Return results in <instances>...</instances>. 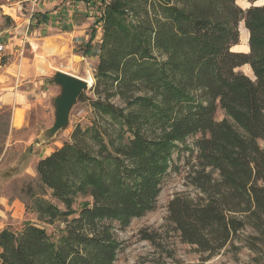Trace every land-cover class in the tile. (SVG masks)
I'll return each mask as SVG.
<instances>
[{
    "label": "trees",
    "instance_id": "obj_1",
    "mask_svg": "<svg viewBox=\"0 0 264 264\" xmlns=\"http://www.w3.org/2000/svg\"><path fill=\"white\" fill-rule=\"evenodd\" d=\"M237 1L100 0L93 98L78 100L90 103L91 124L38 162L41 191L26 189L27 209L55 231L5 228L0 264H115L123 246L116 224L122 230L155 211L164 181L180 170L175 156L187 154L198 194L168 206L181 241L203 263L246 248V264H264V6L244 10ZM242 25L250 53L232 50ZM95 36L83 56L93 55ZM246 65L253 79L237 71Z\"/></svg>",
    "mask_w": 264,
    "mask_h": 264
},
{
    "label": "rangeland",
    "instance_id": "obj_2",
    "mask_svg": "<svg viewBox=\"0 0 264 264\" xmlns=\"http://www.w3.org/2000/svg\"><path fill=\"white\" fill-rule=\"evenodd\" d=\"M238 4L241 7L248 5L246 0H239ZM83 7L80 4V9ZM42 9L41 5L34 7L31 0H0V46H3L0 51V232L5 228L20 232L25 224L30 223L45 228L49 235L54 233L53 226L41 223L37 215L27 209L31 200L26 189L31 186L41 191L36 171L38 162L68 142L77 125L89 126L93 116L90 103L78 101L71 111L68 126L48 142L42 141L43 134L55 122L54 100L61 94V88L52 82L54 74L65 71L95 82L97 48L103 36L102 26H95V18L101 17V10L93 9V14L89 15L75 9L73 17L66 19L71 27L65 22L66 26L64 23L56 24L51 29L50 25L57 21L50 19L51 12ZM44 14L48 17L47 22L40 21ZM93 30L96 34L92 43L93 55L83 57L82 49ZM54 34H61L56 38L59 48L57 52H47L44 47L47 38ZM243 42L241 33L240 44L232 50L247 53L248 43ZM245 69L243 66L237 71L253 79V72L251 74ZM44 76H49L46 85L40 84ZM7 95L13 99L11 105L2 103ZM86 95L93 98L90 91ZM21 97L23 100H19ZM17 111L23 112L20 127L14 126V113ZM223 118L224 113L218 110L216 119L220 121ZM192 142L190 139L189 143ZM260 145L264 148V141ZM187 156L180 160L175 156L180 170L164 181L155 211L133 220L125 229L121 230L116 224L117 238L123 246L115 264H154L160 254L167 257L170 253L173 259H166L169 264H176L174 261L181 264H246L253 257L246 248L237 256L228 248L203 263L201 259L204 256L197 252L196 247L181 241L180 234L169 220L168 206L178 195L196 197L198 194L187 181V158H184ZM16 201L19 208L6 209V205ZM82 201L79 199L74 205L76 210ZM149 234L157 238V245L146 240Z\"/></svg>",
    "mask_w": 264,
    "mask_h": 264
},
{
    "label": "water",
    "instance_id": "obj_3",
    "mask_svg": "<svg viewBox=\"0 0 264 264\" xmlns=\"http://www.w3.org/2000/svg\"><path fill=\"white\" fill-rule=\"evenodd\" d=\"M238 1L236 4L240 6ZM246 2L248 4L246 7L240 6L244 10L252 7L264 6V0L257 1L254 4L249 3L247 0ZM249 39L250 34L248 32V47ZM247 53H250V47ZM52 82L55 86L61 88V94L54 100L55 122L53 126L43 134L42 141L44 142H48L68 126L73 107L78 103L81 95L91 91L94 86V81L92 79H82L64 71H57L52 78Z\"/></svg>",
    "mask_w": 264,
    "mask_h": 264
},
{
    "label": "crops",
    "instance_id": "obj_4",
    "mask_svg": "<svg viewBox=\"0 0 264 264\" xmlns=\"http://www.w3.org/2000/svg\"><path fill=\"white\" fill-rule=\"evenodd\" d=\"M71 4L73 6L70 8ZM80 4H82L84 6L81 9H80ZM40 5L43 7L42 10H45L47 12H51L50 13V15H51L50 19L51 20L57 21V22H53L52 25H50V28L51 29H52V27H55L56 24L61 25V24L64 23V26H66L65 25V22H66V24H68L70 26V23L67 20L70 19V17H73L72 14L75 13V9L76 10H80V11L82 10L84 12H87V14H89V15H92L93 14V9L100 11V9H99L100 0H92V1H86V0H52V1H49V2H45V3L39 4L37 6L39 7ZM34 7H36V6H34ZM59 16L60 17L62 16V17L59 18ZM95 16H97V15H95ZM63 17H65V19ZM95 19L97 21L98 20V17H96ZM40 21L41 22H47L48 21L47 15L46 14L41 15ZM55 30L57 31L59 29H55ZM60 35L61 34H54L53 36L48 37L47 38L48 42L46 41V44L51 43L52 44V47H55V48L58 49L59 46L56 44V41H57L56 38L59 37ZM46 51L47 52H50L49 50H46ZM67 73H69V72H67ZM3 77L5 78L7 76H3ZM48 77L49 76H44V78H42V82H40V84L46 85L48 83V81H47L48 80ZM12 100H13L12 97L9 96V95H7V96H5L3 98L2 103L5 104V105H11L12 104ZM19 100H23V97H21V99H19ZM14 116H15V113H14ZM18 204L19 203L16 201L13 204L6 205L5 207H6V209H9L10 208L12 210L14 208L15 209L16 208H19Z\"/></svg>",
    "mask_w": 264,
    "mask_h": 264
},
{
    "label": "bare ground",
    "instance_id": "obj_5",
    "mask_svg": "<svg viewBox=\"0 0 264 264\" xmlns=\"http://www.w3.org/2000/svg\"><path fill=\"white\" fill-rule=\"evenodd\" d=\"M243 26V25H242ZM241 32V31H240ZM243 33V43H248V31L242 27V32ZM48 42V41H47ZM45 49L49 50L50 52H57V48L52 47L51 43H48L45 45ZM247 72L252 74V69L250 66L246 65ZM91 79V78H88ZM23 124V112L22 111H17L14 116V126L20 127Z\"/></svg>",
    "mask_w": 264,
    "mask_h": 264
},
{
    "label": "built area",
    "instance_id": "obj_6",
    "mask_svg": "<svg viewBox=\"0 0 264 264\" xmlns=\"http://www.w3.org/2000/svg\"><path fill=\"white\" fill-rule=\"evenodd\" d=\"M50 0H31V2L33 3L34 6H37L39 4H42V3H45V2H48ZM3 50V46L1 45L0 46V51Z\"/></svg>",
    "mask_w": 264,
    "mask_h": 264
}]
</instances>
